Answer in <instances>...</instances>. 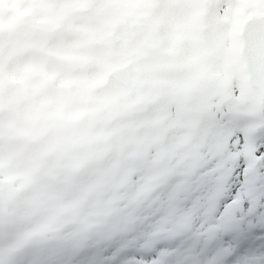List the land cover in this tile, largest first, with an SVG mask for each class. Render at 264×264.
Wrapping results in <instances>:
<instances>
[{
	"label": "snow or ice",
	"instance_id": "6c2138e0",
	"mask_svg": "<svg viewBox=\"0 0 264 264\" xmlns=\"http://www.w3.org/2000/svg\"><path fill=\"white\" fill-rule=\"evenodd\" d=\"M0 264H264V0H0Z\"/></svg>",
	"mask_w": 264,
	"mask_h": 264
}]
</instances>
